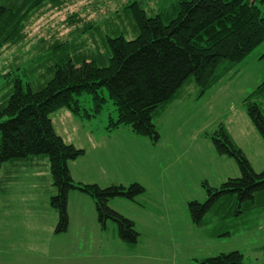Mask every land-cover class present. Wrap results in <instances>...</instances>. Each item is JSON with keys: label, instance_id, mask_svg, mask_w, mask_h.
I'll return each mask as SVG.
<instances>
[{"label": "rangeland", "instance_id": "1", "mask_svg": "<svg viewBox=\"0 0 264 264\" xmlns=\"http://www.w3.org/2000/svg\"><path fill=\"white\" fill-rule=\"evenodd\" d=\"M151 1L157 9L168 11L182 0ZM260 1L257 6L264 17V1ZM119 2L65 0L59 10L48 6L33 16L27 24L26 41L0 53V97L7 91L1 76L27 68L41 55V46L86 41L85 48H95L94 42H100L101 36L94 33L81 39L86 26L104 30L102 34L110 37L125 33L120 22L106 26L126 4L125 0ZM73 16L76 21L71 26L68 19ZM22 78L27 80L23 73ZM104 95L107 103L95 117H77L64 109L50 118L66 144L85 151V156L68 164L77 184L104 188L138 183L145 188L135 202L123 198L109 202L113 210L134 222L138 242L124 243L114 222L102 230L94 201L77 191L70 193L69 231L55 235L59 215L51 208L57 193L51 166L47 157H33L11 176L7 186L0 185L7 188L10 201L4 210L7 213L0 212V221H9L1 231L9 234L11 243L0 241V264H201L233 252L241 253L245 264H264V206H249L244 214L227 219H216L211 213L203 227L193 224L189 211L191 202H206L203 183L220 188L226 180L242 176L237 161L218 156L205 136L220 125L253 169L264 171V141L249 119L245 103L249 98L264 113V43L204 97L192 79L174 101L157 111L153 118L160 134L157 144L133 134L130 128L109 132L110 120H117L118 115L107 93ZM78 99L87 110L94 108L92 96L84 94Z\"/></svg>", "mask_w": 264, "mask_h": 264}, {"label": "trees", "instance_id": "2", "mask_svg": "<svg viewBox=\"0 0 264 264\" xmlns=\"http://www.w3.org/2000/svg\"><path fill=\"white\" fill-rule=\"evenodd\" d=\"M125 1L108 22L112 24H106L115 27L120 22L125 33L110 37L102 34L104 30L86 26L80 38L98 33L101 40L94 42L95 48H85L86 41H57L41 46V55L27 68L1 76L7 91L0 97V172L5 164L28 163L33 157L49 159L57 192L51 208L59 215L55 235L69 231V194L79 191L94 201L102 230L114 222L121 240L136 244L139 234L134 222L113 210L109 202L115 198L135 202L145 188L138 183L104 188L77 184L68 164L85 156V151L66 144L55 132L52 114L68 109L77 117H95L107 103V93L118 115L110 120L108 131L130 128L157 144L160 134L153 122L157 111L174 101L192 79L204 97L264 43L258 0H182L168 11L157 9L151 0ZM64 5L65 0H0V53L26 41L33 16L48 6L59 10ZM70 19L73 26L76 16ZM20 70L27 80L17 74ZM84 94L92 96L91 110L78 99ZM246 100L247 115L264 141V113L258 104ZM205 136L218 156L237 161L242 176L226 180L220 188L203 183L206 202L189 204L193 224L203 227L211 213L216 219H227L244 214L249 206H264V171L253 169L222 125ZM200 263L245 264V257L233 252Z\"/></svg>", "mask_w": 264, "mask_h": 264}, {"label": "crops", "instance_id": "3", "mask_svg": "<svg viewBox=\"0 0 264 264\" xmlns=\"http://www.w3.org/2000/svg\"><path fill=\"white\" fill-rule=\"evenodd\" d=\"M26 161H24V162H15V163H9V164H5L4 166H3V170L4 171H6L5 172V174L4 173H2V174H4V179H2L1 178V176H0V185H2L3 183L7 186V184H8V182H10L11 181V176L12 175H14L17 171H19V169H20V167L22 168V167H24V166H26V165H23V163H25ZM0 191H1V195H0V198L1 197H3L4 199H2V202H0V205H1V208H0V212H3V213H7V212H4V210H6V208L8 207V205H9V200L7 199V196H8V192H7V188H5V187H0ZM27 191L28 190H25L23 193H24V197L25 196H27L26 194H28L27 193ZM77 192H79V191H77ZM15 193H20V191H16ZM79 193H81V192H79ZM32 193H29V195H31ZM82 194H84V193H82ZM86 195V194H85ZM75 197V196H74ZM69 199H70V194H69ZM69 204H70V200H68V207H69ZM11 207V206H10ZM9 224V221L7 220V219H4V220H2V221H0V241H3V242H5V241H7V243H9L8 242V233H3L1 230H3V229H7V225ZM69 225H70V221H69ZM68 233V232H67ZM11 238V237H10ZM9 244H11V243H9ZM3 246L6 248V246H5V243L3 244ZM6 252H9V250L8 249H6ZM11 252H12V255H13V251L11 250ZM11 255V256H12ZM19 256L17 255V258H18Z\"/></svg>", "mask_w": 264, "mask_h": 264}]
</instances>
